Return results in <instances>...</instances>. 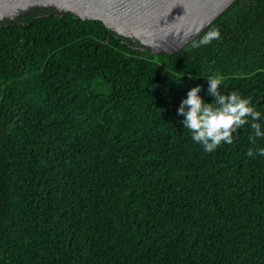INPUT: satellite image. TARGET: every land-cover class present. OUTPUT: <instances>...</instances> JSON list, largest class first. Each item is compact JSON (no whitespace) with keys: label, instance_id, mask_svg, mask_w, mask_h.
Masks as SVG:
<instances>
[{"label":"trees","instance_id":"obj_1","mask_svg":"<svg viewBox=\"0 0 264 264\" xmlns=\"http://www.w3.org/2000/svg\"><path fill=\"white\" fill-rule=\"evenodd\" d=\"M216 76L264 131V0L172 54L72 15L0 21V264H264V138L207 152L178 115Z\"/></svg>","mask_w":264,"mask_h":264},{"label":"water","instance_id":"obj_2","mask_svg":"<svg viewBox=\"0 0 264 264\" xmlns=\"http://www.w3.org/2000/svg\"><path fill=\"white\" fill-rule=\"evenodd\" d=\"M235 0H0V21L18 15H72L153 54H172Z\"/></svg>","mask_w":264,"mask_h":264},{"label":"clouds","instance_id":"obj_3","mask_svg":"<svg viewBox=\"0 0 264 264\" xmlns=\"http://www.w3.org/2000/svg\"><path fill=\"white\" fill-rule=\"evenodd\" d=\"M220 38V30L212 29L198 42H194V46H205ZM208 79V94L214 98L212 102H205L200 95L203 86L197 85L190 89L178 109V115L184 116L182 124L191 132L192 139L201 144L205 151L213 152L222 142L233 143V133L245 125L253 130V135L249 137L252 143H255L256 138H264V131L258 122L261 113L251 106L250 99L242 97L235 91L224 94L221 90L223 80L219 76ZM247 155L264 156V148L257 152L250 148Z\"/></svg>","mask_w":264,"mask_h":264}]
</instances>
